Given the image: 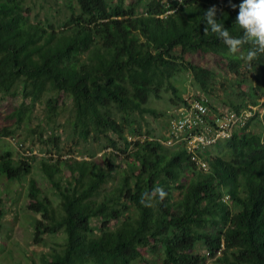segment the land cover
Returning <instances> with one entry per match:
<instances>
[{
  "label": "trees",
  "instance_id": "trees-1",
  "mask_svg": "<svg viewBox=\"0 0 264 264\" xmlns=\"http://www.w3.org/2000/svg\"><path fill=\"white\" fill-rule=\"evenodd\" d=\"M240 2L68 0L71 14L58 31L32 22L26 0H0V95L23 100L14 112L0 109V138L12 137L14 127L53 92L49 117L69 96L74 131L86 141L107 138L106 149H112L100 162L73 156L41 162L61 204L30 181L28 208L41 215L33 221L35 241L64 236L60 248L42 255V264H141L148 255L155 256V264H211L213 259L215 264H264V131L254 128L261 114L217 145L208 169L183 147H168L144 133L137 121L158 114L149 104L164 90L174 91L175 106L185 101L174 84L182 72L192 74L201 91L213 92L210 56L236 74L235 86L250 85L229 111L248 108L249 97L260 103L264 55L249 66L240 59L249 45L233 55L211 31L205 34L203 15L215 6L220 23L241 35L235 24L239 9L232 7ZM14 156L12 150L0 154V175L10 181L33 169ZM116 173L118 185L106 190ZM157 186L167 193L165 199L143 206L142 194Z\"/></svg>",
  "mask_w": 264,
  "mask_h": 264
},
{
  "label": "rangeland",
  "instance_id": "rangeland-1",
  "mask_svg": "<svg viewBox=\"0 0 264 264\" xmlns=\"http://www.w3.org/2000/svg\"><path fill=\"white\" fill-rule=\"evenodd\" d=\"M68 0H26L27 6L31 8V21L34 23L44 22L46 25H53L58 31H63V26L69 18L71 11L67 7ZM134 0H125L129 4ZM146 3L150 0H145ZM166 1V0H165ZM115 3L116 0H113ZM145 3V2H144ZM142 11V10H141ZM206 65L215 73L213 81V92L206 93L196 84L192 74L182 72L174 80V84L181 91L182 98L191 97L195 94H207L212 105L223 112L231 109L232 103H241L240 94L248 92L250 85L243 82L235 86V81L239 79L235 73L222 69L218 64L210 60ZM253 78L248 76L247 80ZM241 80V79H240ZM56 96L55 93H46L43 99L36 103L29 115L30 119L14 127L15 133L12 137L0 138V154L6 150H12L15 154L16 162L26 160L33 166L30 174L21 180H8L6 176L0 175V264H42L43 254L51 252L55 248H60L64 242L63 235H45L42 241H35V228L33 221L41 218V215L31 212L28 208L30 200V181L36 180L38 187L54 202L60 206L61 198L55 189L48 182L41 170V162L48 160L52 163L59 158L76 157L79 160L100 162L106 152L108 139L97 141L94 139L83 140L73 128L75 110L73 100L66 96L58 104L57 115L49 117L47 101ZM173 99H177L173 90L163 91L162 98L153 97L149 106L156 109L158 114H146L137 116V121L142 126V131L151 136H156L162 140L167 135L168 116L167 114L175 107ZM250 106H256L258 110L262 108L264 96L258 105L251 103V98H247ZM22 98H15L12 95H0V109L2 114L16 111L22 104ZM179 101V100H178ZM30 101H28L29 104ZM29 105H23L27 108ZM254 128L264 131V121L256 119ZM23 144V146H22ZM218 152V147L209 150L210 156ZM213 153V154H211ZM115 179L106 184V190H113L120 181L119 174ZM103 194L98 198L102 200ZM155 256H147L141 264H155ZM215 259L211 264H215Z\"/></svg>",
  "mask_w": 264,
  "mask_h": 264
},
{
  "label": "built area",
  "instance_id": "built-area-1",
  "mask_svg": "<svg viewBox=\"0 0 264 264\" xmlns=\"http://www.w3.org/2000/svg\"><path fill=\"white\" fill-rule=\"evenodd\" d=\"M184 99L169 111L167 135L162 142L172 148L183 147L205 169L209 168V150L230 139L235 130L248 126L256 114L264 115V102L258 110L256 106H249L239 112L218 113L207 94L198 93Z\"/></svg>",
  "mask_w": 264,
  "mask_h": 264
},
{
  "label": "clouds",
  "instance_id": "clouds-1",
  "mask_svg": "<svg viewBox=\"0 0 264 264\" xmlns=\"http://www.w3.org/2000/svg\"><path fill=\"white\" fill-rule=\"evenodd\" d=\"M233 8L239 9L235 24L241 31V35L230 34L228 28L217 19V8L212 6L203 15V20L207 24L205 34L211 31L216 38L227 46L230 54L236 55L243 45L250 47L246 53L240 55V59L245 60L251 66V62L264 55V0H241ZM167 193L162 187H155L150 193H143L140 203L145 207L151 206V201L155 198L163 201Z\"/></svg>",
  "mask_w": 264,
  "mask_h": 264
}]
</instances>
